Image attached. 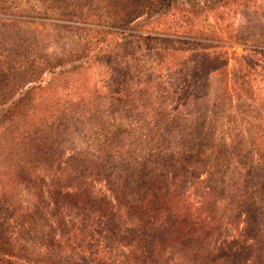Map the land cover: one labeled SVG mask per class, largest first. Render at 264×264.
I'll list each match as a JSON object with an SVG mask.
<instances>
[{
	"label": "rangeland",
	"instance_id": "374dc122",
	"mask_svg": "<svg viewBox=\"0 0 264 264\" xmlns=\"http://www.w3.org/2000/svg\"><path fill=\"white\" fill-rule=\"evenodd\" d=\"M201 5L197 11L184 5L147 19L135 16L141 0H0V221L20 242L17 255L45 260L46 241L67 236L59 226L81 227L82 213L70 208L69 199L53 205L35 193L38 177L67 192L76 188L71 184L86 186L91 163L85 152L93 147L90 143L102 139L93 136L96 127L88 125L92 113L110 124L118 114L117 126L129 127L136 123L134 113L153 107L139 96H153L165 87L174 91L180 84H190V90L205 96L210 89L216 93L225 78L231 86L239 83L240 91L244 82L249 84L243 99L218 113L212 94L208 103L188 107L193 119L189 127H200L201 122L213 127L215 148L232 144L248 127L258 137L261 127H255L264 126V0H201ZM225 60L221 76L218 70ZM123 96L138 103L119 105L117 99ZM178 96L159 102L170 104V116L182 120L188 103ZM122 113L127 116L124 123ZM36 116L39 125L29 122ZM241 117L244 121L236 130L234 118ZM74 152L80 158L72 160ZM72 167H80L83 175L76 179ZM91 190L95 197H111L102 180ZM124 216L117 219L120 225ZM108 223L97 219L83 232L76 229L75 242L88 250L87 241L94 236L96 246L101 244L98 250L108 246L112 255L107 256L123 261L131 240L127 235L108 241ZM224 228L221 225L208 239L212 247L229 237ZM250 234L264 235V225ZM261 242L257 254L264 256L262 237ZM64 250V262L70 256L74 264L80 261L79 252L69 251L67 245Z\"/></svg>",
	"mask_w": 264,
	"mask_h": 264
},
{
	"label": "trees",
	"instance_id": "16d2710c",
	"mask_svg": "<svg viewBox=\"0 0 264 264\" xmlns=\"http://www.w3.org/2000/svg\"><path fill=\"white\" fill-rule=\"evenodd\" d=\"M141 2L142 8L135 16L147 19L173 9L181 10L184 5L190 11H197L202 6L201 0ZM225 65L227 60L218 70L221 76L225 74ZM238 84L234 82L231 86L230 80L224 78L216 93L210 89L205 96H199L198 90H190V84H180L174 91L165 87L156 93L158 96L140 92L139 95L148 96H139L143 104L153 107L134 113L136 123L129 127L117 126L118 114L114 124H110L101 114L92 113L88 125L96 127L92 135L102 139L90 143L93 147L85 152L91 163L86 168L90 170L89 181H84L86 186L79 188L71 184L76 188L67 192L60 184L51 186L45 178L38 177L36 186L39 189L35 193L39 199L47 197L53 205L59 204L60 199H69L70 208L82 213L81 227L73 223L59 226L63 235L67 230V236L64 239L60 234L61 238H51L53 245L46 241L44 251L47 255L42 260L34 254L25 258L17 255V251H22L20 242L10 237L0 221V264H17L18 261L19 264H74L71 256L69 262H64L65 245L69 251L82 255L75 264H264V256L257 254L264 235L250 236L264 225V126L260 123L255 127H261L258 137L252 136L248 127L236 134L232 144L223 142L218 148H215L213 127H207L204 122L200 127H189V121L193 119L189 118L188 107L208 103L207 98L213 94L218 113L221 109L225 111L229 104L243 99L249 86L244 82L240 91ZM178 94L188 103L187 114L178 112V115H184L182 120L176 115L170 116L172 113L167 109L172 111L170 104L165 107L164 102H159L161 98L171 96L175 99ZM135 100L129 101L124 96L117 99L119 105H134ZM18 106L19 101L13 108ZM111 114L114 115V111ZM120 115L124 123L127 116L125 113ZM32 119L30 123L39 125L38 117ZM234 121L237 130V123L244 118H234ZM35 130L38 132L39 128ZM69 157L78 159L80 153L74 152ZM72 169L76 179L83 175L80 167ZM97 180L106 182L111 191L110 198L94 196L91 187ZM122 216L126 220L120 225L117 219ZM97 219L109 221L108 241L116 242L128 235L131 244L125 260H111L107 255H112L109 252L112 248L108 246L98 250L96 247L101 244L96 246L94 236L87 241L88 250L75 242L79 236H76V229L83 232ZM221 225L224 230L228 229L229 237L225 235L220 245L215 242L216 247L214 244L212 247L208 239L215 237ZM117 247L120 248V244ZM99 252H104L103 256H99Z\"/></svg>",
	"mask_w": 264,
	"mask_h": 264
}]
</instances>
